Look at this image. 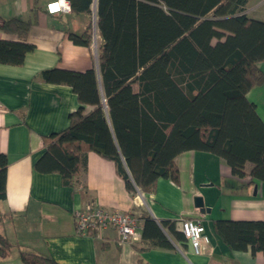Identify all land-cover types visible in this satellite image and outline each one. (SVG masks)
I'll return each mask as SVG.
<instances>
[{"label":"trees","instance_id":"16d2710c","mask_svg":"<svg viewBox=\"0 0 264 264\" xmlns=\"http://www.w3.org/2000/svg\"><path fill=\"white\" fill-rule=\"evenodd\" d=\"M248 1L97 0L98 71L40 73L47 83L70 86L79 107L65 130L45 138L37 171L59 173L73 187L88 152H95L114 162L131 194H151L161 178L179 183L180 154L205 151L222 158L233 175L264 185V122L247 98L264 84V21L245 12ZM68 2L72 13L91 18L95 0ZM93 22L82 34L68 32L69 38L91 47ZM30 27V21H3L0 29L20 41H0V64L21 65L35 49L26 42ZM7 167L0 154V200ZM143 222L146 249L185 241L175 221L162 224L166 232L149 216ZM215 227L231 249L264 255V221H218ZM13 248L0 236V258ZM20 257L24 264H58L29 251Z\"/></svg>","mask_w":264,"mask_h":264},{"label":"crops","instance_id":"0c3cea01","mask_svg":"<svg viewBox=\"0 0 264 264\" xmlns=\"http://www.w3.org/2000/svg\"><path fill=\"white\" fill-rule=\"evenodd\" d=\"M53 0H0V25L4 20L30 21L26 42L35 49L21 65L0 64V154L8 160L6 197L0 200V236L14 245L0 264H24L21 251L53 258L58 264H264L262 252L231 249L216 232L218 221H264V185L247 175H233L219 156L188 151L176 158L179 183L161 178L151 194H131L114 162L88 152L73 187L59 173L37 171L45 138L65 130L69 116L79 107L77 95L68 85L47 83L42 71L58 68L98 71V55L92 47L75 44L68 32L82 34L90 22L88 13L50 14ZM255 8L246 6L252 17ZM250 12V13H249ZM100 44L102 38L98 33ZM20 41L0 29V41ZM264 73V61L259 64ZM137 89V86H135ZM264 122V84L247 94ZM87 111L91 106L86 107ZM201 198L204 208L196 207ZM108 212L131 214L139 221L149 216L164 232L162 224L199 216L205 232L202 253L195 255L185 240L173 248H144L140 242L120 244L112 228L99 234L76 232L73 213L89 206Z\"/></svg>","mask_w":264,"mask_h":264},{"label":"built area","instance_id":"2783aa9c","mask_svg":"<svg viewBox=\"0 0 264 264\" xmlns=\"http://www.w3.org/2000/svg\"><path fill=\"white\" fill-rule=\"evenodd\" d=\"M96 4V3H95ZM50 14L70 13L68 0H53L46 6ZM96 22V9H94ZM76 232L86 235L91 230L99 234L112 228L116 231L120 244L140 242V226L136 217L122 212H108L99 206H89L85 210L77 209L73 213ZM180 229L195 255L202 253V240L205 232L203 220L199 216L180 218Z\"/></svg>","mask_w":264,"mask_h":264},{"label":"rangeland","instance_id":"374dc122","mask_svg":"<svg viewBox=\"0 0 264 264\" xmlns=\"http://www.w3.org/2000/svg\"><path fill=\"white\" fill-rule=\"evenodd\" d=\"M248 8L252 9L255 8L252 13V15H255L258 17L260 20L264 21V0H249L248 1ZM94 9H96V4H93L92 10L93 13L91 14V19L94 21ZM250 13V12H249ZM100 40L98 39V31L96 29V23L95 21L93 22V41L91 47L93 48L95 54L98 55V48L100 45Z\"/></svg>","mask_w":264,"mask_h":264},{"label":"water","instance_id":"95a60500","mask_svg":"<svg viewBox=\"0 0 264 264\" xmlns=\"http://www.w3.org/2000/svg\"><path fill=\"white\" fill-rule=\"evenodd\" d=\"M97 0H95V3H96ZM195 204H196V207L199 208L201 210V212H209V210H207L206 208H204V205H203V201L201 198H196L195 199Z\"/></svg>","mask_w":264,"mask_h":264}]
</instances>
